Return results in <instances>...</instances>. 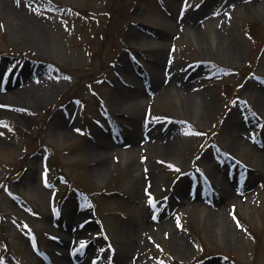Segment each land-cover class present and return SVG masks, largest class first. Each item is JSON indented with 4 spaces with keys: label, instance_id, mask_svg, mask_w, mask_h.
Returning a JSON list of instances; mask_svg holds the SVG:
<instances>
[{
    "label": "rangeland",
    "instance_id": "rangeland-1",
    "mask_svg": "<svg viewBox=\"0 0 264 264\" xmlns=\"http://www.w3.org/2000/svg\"><path fill=\"white\" fill-rule=\"evenodd\" d=\"M0 91V264H264V0H0Z\"/></svg>",
    "mask_w": 264,
    "mask_h": 264
},
{
    "label": "bare ground",
    "instance_id": "bare-ground-1",
    "mask_svg": "<svg viewBox=\"0 0 264 264\" xmlns=\"http://www.w3.org/2000/svg\"><path fill=\"white\" fill-rule=\"evenodd\" d=\"M197 71H199V69L198 68H195L194 70H192V72L193 73H197ZM192 72H191V74H192ZM11 91H12V93H16L17 91L16 90H14V89H10ZM5 94V92H3L2 94H0V95H4ZM138 101H142L141 100V97H139V100ZM120 152H125V150H122V148L120 149ZM77 227H78V225H74V226H72V225H66V229L69 231L70 229H71V231H73L74 229H77ZM71 233H73V232H71ZM65 244H67V246H65ZM73 246H74V242H71L69 239H66V240H64V243H63V245H62V248L61 249H58V248H54L53 250L56 252V253H58V254H56L57 255V257H55L56 258V261H58L60 264H67L68 263V261H67V259H66V257H65V253H66V251H68V250H71L72 248H73Z\"/></svg>",
    "mask_w": 264,
    "mask_h": 264
},
{
    "label": "snow or ice",
    "instance_id": "snow-or-ice-1",
    "mask_svg": "<svg viewBox=\"0 0 264 264\" xmlns=\"http://www.w3.org/2000/svg\"><path fill=\"white\" fill-rule=\"evenodd\" d=\"M20 2V0H17V3H19ZM173 167H176V165H173ZM150 202H151V198H150Z\"/></svg>",
    "mask_w": 264,
    "mask_h": 264
}]
</instances>
